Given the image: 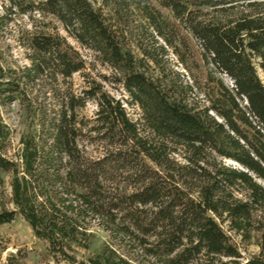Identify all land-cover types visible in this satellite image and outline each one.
<instances>
[{
    "label": "trees",
    "instance_id": "trees-1",
    "mask_svg": "<svg viewBox=\"0 0 264 264\" xmlns=\"http://www.w3.org/2000/svg\"><path fill=\"white\" fill-rule=\"evenodd\" d=\"M5 1L33 31L22 45L28 65L0 67V109L17 102L27 122L13 161L0 120L12 206L0 209V226L20 217L56 263L133 264L108 243L91 252L96 222L153 264H264V0H155L190 49L147 0H138L137 25L127 22L129 0H101L109 18L88 0ZM33 16L66 37L36 28ZM67 39L110 72L102 79L138 119L87 82L88 64ZM74 75L86 83L78 94ZM88 102L96 111L85 120ZM250 245L257 253L242 258Z\"/></svg>",
    "mask_w": 264,
    "mask_h": 264
},
{
    "label": "rangeland",
    "instance_id": "rangeland-1",
    "mask_svg": "<svg viewBox=\"0 0 264 264\" xmlns=\"http://www.w3.org/2000/svg\"><path fill=\"white\" fill-rule=\"evenodd\" d=\"M95 9H100L104 16L108 17V11L102 7L101 0H88ZM132 4V11L127 13V22L129 24L137 25L142 23V17L137 10L138 0H129ZM148 5L152 6L159 12L161 20L165 21L170 27L177 25L172 15L161 9L155 0H147ZM34 21L33 24L36 28H41V24H49L45 29L48 32L56 30L61 36L66 37L65 33L61 30L59 24L50 19H40L38 16L31 17ZM36 22V23H34ZM53 30V31H52ZM32 21L26 16L18 15L14 10L8 9V3L5 0H0V67L1 68H22L28 65L26 56L28 51L22 46L24 44L26 34L32 32ZM178 36L185 37V40L189 46L195 43L190 39L184 31L177 29ZM170 32V31H169ZM68 44L73 47L88 64L86 74L87 82L95 81L102 84L103 89L115 100H118L129 119L135 121L138 119L139 112L130 107L126 102L127 97L122 90L115 85H110L102 78L109 80L110 72L99 64L93 62L91 54L79 48V46L71 39H67ZM161 43V42H160ZM178 46V45H177ZM180 48V47H179ZM190 51H185L186 67L189 72L191 69V75L200 83L203 82V76L200 72H197L194 68L190 67ZM169 57L175 64L177 71H179L185 78V81L190 83V73H188L177 64L174 57L169 51ZM258 76L264 85V79L261 73L258 71ZM222 82L229 86V81L221 77ZM71 87L75 94H78L80 90L85 88L86 83L79 75H74L71 80ZM96 111L95 105L92 102H88L86 108L79 113L80 118L90 120ZM0 120L2 124L9 131V138L5 144V157L10 160H15L19 152V138L26 131V117L22 106L15 102L7 107L0 109ZM89 153L93 157L98 156V151L95 149H89ZM230 163V162H229ZM224 162V164H229ZM10 181L11 175L7 173H0V209L11 210L10 204ZM89 229L94 234V240L92 241L91 252H96L102 243H108L113 249H115L120 255L129 259L133 264H153L152 261L142 258L137 255L138 252L132 250L128 245L118 246L117 242L111 240L108 235L101 231L96 222L89 225ZM257 249L253 246H243L240 250V256L246 258L248 255L256 254ZM82 256H86L82 252L78 255V260H82ZM0 264H64L56 263L52 260L48 253V248L45 242L37 240L28 225L20 218L17 217L13 222L0 226Z\"/></svg>",
    "mask_w": 264,
    "mask_h": 264
},
{
    "label": "bare ground",
    "instance_id": "bare-ground-1",
    "mask_svg": "<svg viewBox=\"0 0 264 264\" xmlns=\"http://www.w3.org/2000/svg\"><path fill=\"white\" fill-rule=\"evenodd\" d=\"M229 163V162H228Z\"/></svg>",
    "mask_w": 264,
    "mask_h": 264
},
{
    "label": "water",
    "instance_id": "water-1",
    "mask_svg": "<svg viewBox=\"0 0 264 264\" xmlns=\"http://www.w3.org/2000/svg\"><path fill=\"white\" fill-rule=\"evenodd\" d=\"M230 164V163H229Z\"/></svg>",
    "mask_w": 264,
    "mask_h": 264
}]
</instances>
